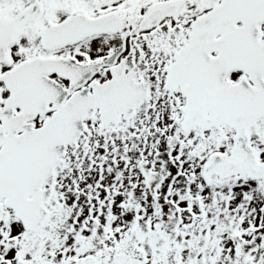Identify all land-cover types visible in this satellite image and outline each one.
<instances>
[{
  "label": "snow or ice",
  "instance_id": "1",
  "mask_svg": "<svg viewBox=\"0 0 264 264\" xmlns=\"http://www.w3.org/2000/svg\"><path fill=\"white\" fill-rule=\"evenodd\" d=\"M0 264H264V0H0Z\"/></svg>",
  "mask_w": 264,
  "mask_h": 264
}]
</instances>
